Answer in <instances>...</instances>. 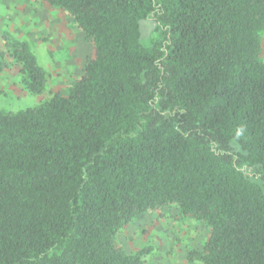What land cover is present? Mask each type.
<instances>
[{
    "label": "trees",
    "instance_id": "obj_1",
    "mask_svg": "<svg viewBox=\"0 0 264 264\" xmlns=\"http://www.w3.org/2000/svg\"><path fill=\"white\" fill-rule=\"evenodd\" d=\"M44 1L94 56L66 94L0 110V264H144L116 235L169 204L208 228L188 260L264 264V0Z\"/></svg>",
    "mask_w": 264,
    "mask_h": 264
},
{
    "label": "rangeland",
    "instance_id": "obj_2",
    "mask_svg": "<svg viewBox=\"0 0 264 264\" xmlns=\"http://www.w3.org/2000/svg\"><path fill=\"white\" fill-rule=\"evenodd\" d=\"M157 37L154 22L142 23V40ZM24 40L36 63L45 71V87L31 93L26 74L12 55L10 43ZM264 59V31L261 32ZM92 42L85 37L67 11L44 0H0V110L17 112L39 105L54 93L66 94L94 56ZM241 168L248 174L246 165ZM208 236L206 224L183 216L174 204L159 206L122 227L116 240L127 252L145 250L144 264H203L190 261L188 253L201 249Z\"/></svg>",
    "mask_w": 264,
    "mask_h": 264
},
{
    "label": "crops",
    "instance_id": "obj_3",
    "mask_svg": "<svg viewBox=\"0 0 264 264\" xmlns=\"http://www.w3.org/2000/svg\"><path fill=\"white\" fill-rule=\"evenodd\" d=\"M0 79H2V77H0Z\"/></svg>",
    "mask_w": 264,
    "mask_h": 264
}]
</instances>
